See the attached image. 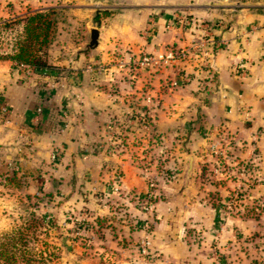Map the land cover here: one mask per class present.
<instances>
[{
	"label": "crops",
	"instance_id": "1",
	"mask_svg": "<svg viewBox=\"0 0 264 264\" xmlns=\"http://www.w3.org/2000/svg\"><path fill=\"white\" fill-rule=\"evenodd\" d=\"M75 1L83 4L74 13L86 22V48L95 26L93 6L85 4L93 0ZM94 6L116 11L97 29L95 49L57 46L63 48L61 54L54 47L51 68L43 74L0 62V104L8 110L0 121V174L15 168L29 186L14 193L33 194L37 186L43 192L38 196L52 193L56 202L61 199V209L72 210L83 200L93 207L96 194L99 200L113 198L109 186L116 168L122 173L117 200L134 217V230L118 225L117 241L135 244L147 238L161 264H254L249 253L237 249L246 245L242 240L257 223L223 217L217 200L238 183L222 180L221 174L214 175L217 184L209 189L199 183L208 175L199 170L200 161H208L199 155L206 141L199 126L229 128L237 132L234 140L248 142L237 156L258 162L262 183L255 193L264 196V0H95ZM41 7L46 6L38 0H0V19ZM193 43L199 44L200 54L181 63L192 79L174 88L169 85L173 66H134L127 83L126 68L118 64L127 50L139 58ZM199 67L207 70L205 76L214 75L205 93ZM131 112L148 114L158 144L126 128L127 145L110 151L108 126L115 120L124 129ZM253 135L255 153L248 147ZM53 152L58 154L55 161ZM189 157L193 162L187 175ZM210 166L214 168H205ZM162 168L178 173L157 177ZM153 174L158 189L149 191ZM153 191L160 194L149 213L144 197ZM6 196H0V205L9 202ZM133 259L134 264L145 262L135 246L129 263Z\"/></svg>",
	"mask_w": 264,
	"mask_h": 264
},
{
	"label": "rangeland",
	"instance_id": "2",
	"mask_svg": "<svg viewBox=\"0 0 264 264\" xmlns=\"http://www.w3.org/2000/svg\"><path fill=\"white\" fill-rule=\"evenodd\" d=\"M3 1L8 3L11 0ZM38 1L42 2L46 7H41L37 10L48 8H54L57 10L54 20L55 26L50 44L47 48V62L49 63L50 50L57 46H63L65 49H68V47H71L69 49H72V47L75 48L77 46L86 50L85 47L83 48L82 44L84 42V36H87L86 22L82 17L74 13L78 3L75 0ZM94 2L95 0L91 2L89 1L85 5L87 7L93 6V8L89 10L91 12L92 23L95 28L98 29L103 22L116 11L100 9L98 6H94ZM80 5L83 4L80 3ZM37 10L27 9L26 13ZM15 17L0 19V24L4 20ZM96 17H98V21L95 20ZM3 33L4 32L0 33L1 50L7 49L5 39L1 36L4 37L8 35H3ZM201 39L204 40L205 38ZM198 49L199 44L193 43L191 47L181 49L170 47L154 56L143 54L139 58L135 57L132 51L127 50L123 53V56H118L120 60L118 64L119 66L122 65V69L126 68L124 70H126L125 78L127 83L132 81L134 73H130L129 70H134V66H143L146 69H160L162 67L173 66L175 67V76L169 81V85L171 88H174L178 84H188L191 81V75L185 73L186 71H183L181 63L187 60H196L198 54H200V50ZM58 51L62 54L64 50L60 47L56 52ZM170 51L174 53L187 51L188 55L184 59L175 58L173 61L167 63L161 61L159 64L150 66L142 65L141 62H139L143 56L156 58L158 55L167 54ZM206 71L207 70L204 69V67H199V72L202 75L205 76ZM201 79L202 80L200 81L203 83L201 92L205 93L209 84H213L214 75L207 74L205 78L201 77ZM143 113L131 112L128 114L126 124L124 123V129L118 124L119 133L117 139L124 147L127 145L124 140V138L127 139V137L124 136L123 133L126 128L132 129L133 131L135 129L137 133L141 135V131L137 129V126L133 124L131 125L130 122L131 118L135 115ZM248 125L249 122L245 121L244 127L247 128ZM199 127L202 130L200 136L206 139L205 144L200 147L199 155L203 156V161L208 160L206 162L200 161L199 170L202 172L206 171V174L208 175L204 178V181H200L199 183L206 185V188L209 189L210 185L213 186L217 184L214 181V175L216 174H221L222 180H230L236 184L238 183V186L233 190L229 189L230 191L226 196L217 199L221 207L222 216L226 218L228 216H237L240 219H251L257 223L255 231L246 239L242 240L246 244L244 245L245 249H242V246H240L237 250L244 254L249 253V256L253 258L252 263L264 264V231H262V228H264V196H257L255 193L260 183H262V177L259 173L261 169L257 165L258 162L255 160L252 161L251 158L237 156V152L241 151L248 142L243 139L234 140V133L237 134L236 131H232L229 128L223 130L219 127L216 129L209 128L208 130V127L205 128L202 123ZM149 138L153 141L157 140L154 141V143L158 144L157 138L154 136ZM132 142L134 143V135H132ZM255 142L256 137L253 135L249 141L248 147L249 150L254 153ZM206 155L211 156V158ZM155 160H157L158 163L162 162V160L157 158ZM207 165H212L214 168L212 169L210 166L211 170L209 168L207 169L205 168ZM184 170L185 169L183 168L181 172L183 173ZM166 172L169 173L170 170L167 168L160 169V171L156 173L159 174L157 177L162 178ZM119 173L122 177V173L120 171ZM176 173H178V171L173 170L169 175L173 177ZM157 177L154 174L150 176L155 182L153 190L158 189L156 188ZM211 181H213V183ZM14 186L15 185L12 184L9 186V190L4 189L3 187L0 190V196L7 195L6 199L9 201L0 205V237L17 227L22 226L25 220L30 218L32 214L36 218H42L40 231L44 234L41 235V237L45 238L46 242L58 249L57 252L61 264H134V259L129 263V261L132 260V256L134 257V243L122 244V241H117L119 235L118 225H127L128 227H130L131 223L134 225V217H131V214L127 212L129 209L127 205L120 203L117 200L119 190L118 192L113 193L110 190V185L109 192L114 196L113 198L109 199L108 197L106 201L104 198L99 200L98 197L100 196L96 194L98 200L94 202L93 207H89L83 200L79 201L78 205L72 210H66L61 209L60 206L55 208L48 203L40 205L34 197L26 198L24 193L16 194L12 191L16 189ZM200 188H203V186L201 185ZM205 192L209 193L210 191ZM159 194L160 193L157 191H153L151 199L154 200V196L157 197ZM220 200L223 201L222 204L220 203ZM229 203H231V209H227ZM104 206H106V208H104ZM99 210H102V212H99ZM221 225L222 224H220V226ZM193 239L196 241L197 238L193 237ZM136 251L139 257L142 258L139 254V249L136 248ZM153 255H156V253ZM155 260L156 261H151L148 257L145 258V261L149 264L154 262L161 264L159 257L155 256ZM211 264H215V262L211 261Z\"/></svg>",
	"mask_w": 264,
	"mask_h": 264
},
{
	"label": "trees",
	"instance_id": "3",
	"mask_svg": "<svg viewBox=\"0 0 264 264\" xmlns=\"http://www.w3.org/2000/svg\"><path fill=\"white\" fill-rule=\"evenodd\" d=\"M56 11L54 8L29 11L22 16L2 21L0 33L4 32L3 35L8 36H1L5 39L7 49H0V62L9 61L17 66L22 65L26 67L25 70L37 74L50 70L51 65L47 62V48L55 26ZM95 20L98 21V17ZM5 119L6 115H0V121ZM172 172L173 170H170L166 175ZM0 177L4 178L2 187L7 190L12 184L16 189H27L29 186L22 175L17 176L15 170H7L6 173L0 174ZM32 190L33 194L25 193L26 198L34 197L40 205L48 203L57 207L61 203V199L58 202L55 201V195L52 193L38 196L39 193H43L40 187L33 186ZM149 202L153 204L155 199ZM40 223L42 218H36L31 214L22 226L0 237V264H61L58 249L41 237L44 233L40 231ZM129 229L134 230V225H130ZM134 245L139 249V242ZM242 249H245V246H242ZM153 254L150 252L148 258L156 261Z\"/></svg>",
	"mask_w": 264,
	"mask_h": 264
},
{
	"label": "built area",
	"instance_id": "4",
	"mask_svg": "<svg viewBox=\"0 0 264 264\" xmlns=\"http://www.w3.org/2000/svg\"><path fill=\"white\" fill-rule=\"evenodd\" d=\"M187 55H188L187 51H180L178 53H174V52L170 51L167 54L158 55L156 58L143 56L139 60V62H141L142 65L150 66V65H154V64H159L161 61L167 63V62L173 61L175 58L184 59ZM19 67L23 68V69L26 68L22 65H20ZM174 85H175V83H174ZM146 101L148 104H153L152 99H150V98H147ZM7 113H8V110H7L6 106L0 104V115H6ZM130 123H131V125L133 124V125L137 126V129L139 131H141L140 132L141 134L147 135L149 137L154 136L155 138H157V136L154 132L153 121L148 116L147 113L135 115L133 118H131ZM118 133H119L118 123H117V121L114 120V121H112V123L107 128V142L109 144L108 147H109L110 151L116 152V151H119L120 149H122L124 147L122 145V143L117 139ZM155 141H157V140H155ZM57 156H58L57 152H53L51 155V160L55 161ZM10 170H15L17 173H19L15 168H10ZM111 171H112V184H111L110 190L113 193H116V192H118V190L120 188V183H121L122 177L116 168H112ZM3 183H4V178L0 177V190L2 188ZM154 186H155V182L151 178L148 179L149 191H151ZM152 195L153 194L151 192H149L144 197L145 198L144 203H143L144 211L149 212V213H152V211H153V204L149 202L152 198ZM227 209H231V203H229L227 205ZM149 245H150V243L147 240V238H144L143 240H141L139 242V254H140V256H142L144 261H145V258H147L148 255L150 254ZM144 264H149V263L147 261H145ZM151 264H158V263L154 262Z\"/></svg>",
	"mask_w": 264,
	"mask_h": 264
},
{
	"label": "water",
	"instance_id": "5",
	"mask_svg": "<svg viewBox=\"0 0 264 264\" xmlns=\"http://www.w3.org/2000/svg\"><path fill=\"white\" fill-rule=\"evenodd\" d=\"M97 43H98V30L96 28H93L90 30L89 32V42L86 46V50H92L95 49L97 47ZM188 166H187V175L190 174L191 168H192V162H193V158L189 157L188 158Z\"/></svg>",
	"mask_w": 264,
	"mask_h": 264
}]
</instances>
